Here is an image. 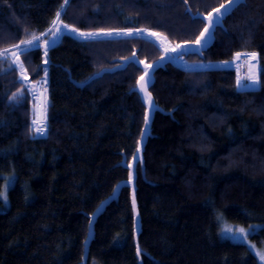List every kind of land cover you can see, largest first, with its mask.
I'll list each match as a JSON object with an SVG mask.
<instances>
[{
	"label": "trees",
	"instance_id": "obj_1",
	"mask_svg": "<svg viewBox=\"0 0 264 264\" xmlns=\"http://www.w3.org/2000/svg\"><path fill=\"white\" fill-rule=\"evenodd\" d=\"M226 2L188 0L201 13ZM62 3L0 0V50L32 32L47 33ZM61 18L81 31L149 28L173 47L204 27L192 23L184 0H70ZM238 51L259 54L264 83V0H247L225 19L202 56L183 57L188 65L209 66L169 62L154 73L149 90L164 112L156 111L143 165L136 167L140 231L125 185L93 222L87 250L92 216L129 179L126 165L146 113L134 90L144 74L137 64L89 80L134 53L151 64L165 56L163 48L139 35L84 41L65 30L48 49V64L42 43L21 55L25 83L0 61V191L3 174L17 176L10 205L0 212V264H260L246 244L221 237L218 220L223 214L264 224V88L237 91V72L220 64H233ZM44 68L48 131L33 135L31 90L22 106L8 97L38 85ZM254 237L264 243V225Z\"/></svg>",
	"mask_w": 264,
	"mask_h": 264
},
{
	"label": "snow or ice",
	"instance_id": "obj_2",
	"mask_svg": "<svg viewBox=\"0 0 264 264\" xmlns=\"http://www.w3.org/2000/svg\"><path fill=\"white\" fill-rule=\"evenodd\" d=\"M70 0H63V3L60 5V10L55 13V18L51 21L52 27L45 32H41L37 35L35 32H32L28 38L21 39L18 44L11 45V49L5 48L0 50V61H6L8 65V69L12 71H19L20 77L27 81L28 80V69L25 66V62L21 59V55H27L31 53L33 50L37 49L42 43L44 46L43 55L45 57L44 64H48V49L52 44L56 43L62 36L65 35V30H70L74 34H78L80 38L84 41H96L101 37H107L111 39L117 38H130L134 36H143L147 34L148 36L155 37L160 45L163 48V52L165 56L170 58L171 62L182 61L183 57L189 54V51L193 47H195L197 54L202 53L204 51V45L215 38L216 29L223 30L224 29V20L228 17L232 16L235 11L242 7L246 6L247 0H227L226 3H221L217 7H210V10L206 13H201L199 9L195 12L192 11L191 5L188 4V0H184L185 11L186 13L191 15L192 23L199 24L203 23L204 27L199 34L195 36L193 40L184 41L182 44H176L174 47L169 42L168 37L163 33L152 31L149 28H99L96 30L90 31H81V29L75 27V25L64 23L62 17V12H66L67 6H69ZM25 31H27L25 29ZM47 37H51L48 39ZM10 52V55H9ZM259 54L255 51L252 52H235L233 56V60L231 63H237L241 60L246 62V66L248 68V73L246 76L241 77L239 74L236 77V89L238 92L241 91H256L258 88H264V83H262L260 76L258 75L256 69V63H258ZM126 60H130L132 63H143L139 61L138 58L133 54L132 57L125 58ZM256 62V63H251ZM225 67L230 63V61L222 62ZM200 66L203 67V62L200 63ZM190 67V66H189ZM153 68L152 64L143 63V75L140 76L137 81L139 91L142 92L147 98L149 108L152 107V99L151 93L148 92V84L149 80L146 77L149 76L150 70ZM44 77L45 79L39 82L40 86H42V92L39 93L41 96V119L39 121L36 120L35 116H33L31 132L33 135L40 134L44 135L47 133V114H46V102L47 98L43 95L44 92L47 91V88L44 87L47 85L48 81L46 79L48 75V69L44 68ZM99 75V74H98ZM37 85L29 83L26 87L17 89L16 92H13L8 99L11 101L12 106L18 107L22 106L23 102L26 99V93L31 90L33 96L38 95L36 92ZM148 117L145 116V125H148ZM139 152L140 150L137 149ZM139 159L142 162V156L137 157L134 156L133 160ZM129 167H132L129 165ZM132 178L131 176L129 177ZM3 195L5 201L7 200V185H5V191L0 193ZM133 204L135 205V192H133ZM229 232H235L237 238H243L247 240L248 235L250 234L246 229H227ZM87 243V241H86ZM254 247V246H253ZM137 254H141V248L139 247V243L137 242L136 246ZM258 255L261 261H264V253L258 252Z\"/></svg>",
	"mask_w": 264,
	"mask_h": 264
},
{
	"label": "water",
	"instance_id": "obj_3",
	"mask_svg": "<svg viewBox=\"0 0 264 264\" xmlns=\"http://www.w3.org/2000/svg\"><path fill=\"white\" fill-rule=\"evenodd\" d=\"M214 40H215V38H214ZM214 40H211V41H209L208 43H206L204 45V51L207 50L214 43ZM180 44H182V43H180ZM203 52L202 53H199V55L202 56L203 55ZM194 53L197 54L195 47H193L191 49V51H189V54H194ZM134 55H135L136 58H138V56H137L136 53H134ZM138 60H139V58H138ZM119 62H120V64L117 65V66H115L114 68L104 69L100 73H98L99 75L98 74H95L89 81H91L92 79H94L96 77L102 76L105 72H114V71H117L119 69L125 68L129 63H131L130 60H126V59L125 60H119ZM142 62L143 63H147L145 61H142ZM169 62H171L170 61V58L168 56H163L162 58L158 59L157 61L151 63L153 65V68L150 70L149 76L146 77V79L149 80L148 92H150L149 89H150L151 85L154 82V73L158 69L164 68L166 66V64L169 63ZM143 63H137V65L140 66L143 69ZM227 67L229 69H232V70L235 69V65L234 64L228 65ZM134 90H136L137 92H139V94L141 95L142 101L144 102V105L146 107L145 116L148 117V121H149L147 126L144 125L143 131H142V135H141V138H140V141H139V144H138V148L137 149H139L140 151L138 152L136 150L135 155H134V156H137V157L142 156V158H143V152H144V149H145V146H146L148 137L151 135L152 123H153V119L155 117V113H156V111H163V110L156 104L155 99L152 96V94H151V99H152V102L153 103H152V107L149 108L147 98L145 97V95L142 92L139 91L138 84H137V87ZM47 101H48V105H49V98H47ZM143 161H144L143 159H142V162H140L139 159H136V160H133L132 159V161L130 162V164L126 165L129 168V170H130V176L132 178L131 179L129 178L127 181L121 182L117 186L114 194L112 196H110V198H108L105 202H103L101 204V206L98 208V210L95 212V214L92 216V222H91V227H90L89 238L87 239V243H86V250L88 249L90 240L93 238V222L95 221L96 217L103 211V209L106 206V204L108 202H110L111 200L116 199L118 197L119 192H120V189L123 186H125V185L131 187L132 202H133V192H135V205L133 204V209H134V213H135V231H136V234H138V232L140 231V218H139L138 209H137V202H136V191H137V186H136L137 171H136V167H137V164L139 162L142 163V165H143ZM129 165H131L132 167H129Z\"/></svg>",
	"mask_w": 264,
	"mask_h": 264
},
{
	"label": "rangeland",
	"instance_id": "obj_4",
	"mask_svg": "<svg viewBox=\"0 0 264 264\" xmlns=\"http://www.w3.org/2000/svg\"><path fill=\"white\" fill-rule=\"evenodd\" d=\"M66 31H70V30L66 29ZM144 37L150 38V36H148V35H145ZM49 39H51V37ZM154 41L157 42L158 44H160L158 40L155 39ZM178 63L180 65H183L186 67L190 66L191 68L201 67L200 64L188 65L187 62L184 60L179 61ZM237 63H233V64H235V66H236ZM220 65L225 66L224 64H220ZM205 66H209V65H203V67H205ZM235 71H236V67H235ZM22 82H23V80H22ZM39 85L40 84L37 85L36 92H37ZM31 94H32V91H31ZM33 98H34V102H35V96H33ZM34 107H35V103H34ZM33 116H35V118L37 120V112L36 111L33 112ZM3 176H4L5 180H4V183H3V186H2L0 193H3L5 191V185H7V200L5 201L3 195H0V199H1L0 212L5 211L9 207V205H10L9 195H8L9 190L15 184L16 179H17L16 174L13 172L9 173V174H3ZM218 220H219V225H220V235L222 238L228 239L232 242L246 244L250 248V250L257 256L260 264H264V261H261L259 255H258V252L264 253V243H258L254 237V235L257 234L260 231V229L263 227V225H264L263 223H252L249 225H245V224H242V223H239L236 221L229 220L223 214L218 215ZM229 228H231L233 230L239 229V228H244L250 234L248 235L247 240H244L243 238H237L234 231L233 232L227 231V229H229Z\"/></svg>",
	"mask_w": 264,
	"mask_h": 264
},
{
	"label": "bare ground",
	"instance_id": "obj_5",
	"mask_svg": "<svg viewBox=\"0 0 264 264\" xmlns=\"http://www.w3.org/2000/svg\"><path fill=\"white\" fill-rule=\"evenodd\" d=\"M251 63H256V62H251ZM228 65H232V64H228ZM235 67H236L237 74H239L241 77H244L247 75L248 68H247L246 62L244 60L239 61ZM255 70L257 71V73L259 75L258 63H256V69ZM44 87L47 88V86H44ZM41 92H42V86L39 85L38 89H37L38 95L35 96V102H34L35 103L34 111L37 112V121H39L41 119V103H42V101H41V96L39 95V93H41ZM43 95L46 96V98H48V88H47V91L43 93ZM47 107H48V101L46 102V114H47ZM46 123H47V121H46ZM47 126H48V123H47Z\"/></svg>",
	"mask_w": 264,
	"mask_h": 264
},
{
	"label": "built area",
	"instance_id": "obj_6",
	"mask_svg": "<svg viewBox=\"0 0 264 264\" xmlns=\"http://www.w3.org/2000/svg\"><path fill=\"white\" fill-rule=\"evenodd\" d=\"M76 35L79 36L78 34H76ZM145 35H147V34H144L143 36H145ZM150 38H152V39H154V40L156 39L155 37H151V36H150ZM156 40H157V39H156ZM182 66H183V65H182ZM183 67H186V66H183ZM21 79H22V78H21ZM22 80H23V79H22ZM23 81L25 82V80H23Z\"/></svg>",
	"mask_w": 264,
	"mask_h": 264
}]
</instances>
